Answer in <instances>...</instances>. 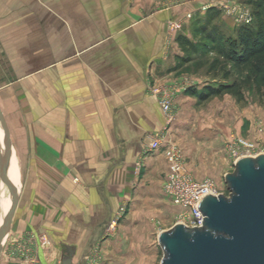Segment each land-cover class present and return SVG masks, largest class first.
<instances>
[{
	"label": "crops",
	"instance_id": "0c3cea01",
	"mask_svg": "<svg viewBox=\"0 0 264 264\" xmlns=\"http://www.w3.org/2000/svg\"><path fill=\"white\" fill-rule=\"evenodd\" d=\"M211 1L0 0V112L10 179L13 157L21 182L7 244L45 238L44 264H61L67 248L80 264L120 205L163 191L168 167L162 148L148 151L153 137L179 146L188 166L204 158L191 143L204 112L188 93L204 85L174 66L176 36L191 38L186 15ZM10 196L0 175V220Z\"/></svg>",
	"mask_w": 264,
	"mask_h": 264
},
{
	"label": "rangeland",
	"instance_id": "374dc122",
	"mask_svg": "<svg viewBox=\"0 0 264 264\" xmlns=\"http://www.w3.org/2000/svg\"><path fill=\"white\" fill-rule=\"evenodd\" d=\"M246 1L214 0V2L206 3L198 13L203 14L210 7L220 9L221 16L217 24L231 34L239 25L246 23H237L235 14L226 15L223 12V6H235L237 15L252 17V9ZM193 15L187 14L186 19L190 21ZM214 59L215 57L210 56L208 59L192 63L185 69V74L204 86L209 83L222 82L223 70L220 71L218 67L214 71H209ZM224 67L231 75L229 81L237 80L241 83L243 100L237 101L231 95H223L203 103L198 102L196 107L204 112V115L200 116L199 125L204 128L195 129L196 138L191 143L197 146L200 144L203 147L204 158L199 163L190 166L187 164L189 159H185V165L187 164L186 167L192 170L190 172L193 176L198 178L196 180L210 178L217 183L223 195L229 196L224 177L234 172V157L230 149L233 142L236 139L251 142L256 148L255 153L264 154V101L258 99L250 84L243 83L249 74L247 68L235 70L227 64H224ZM10 199L11 196L8 201ZM121 206L125 207V214L120 222L114 228L108 229L100 240L89 246L80 264H161L163 252L158 244V235L179 223L180 209L171 203L162 189L157 196L136 197L132 208L122 204L118 209ZM135 210H138L140 214H135ZM129 211L133 212L129 213ZM127 222H132L137 226L127 225L125 228L124 224ZM118 225L122 227L119 228ZM146 225L150 226L147 230ZM106 235L113 237L110 243H106L104 237ZM35 239L28 234L16 242H12L13 239H11L12 241L8 244L5 243L1 252L0 264H44L41 260V247L50 251L52 245L46 243L42 245L44 242L39 245ZM45 262L49 264L48 261Z\"/></svg>",
	"mask_w": 264,
	"mask_h": 264
},
{
	"label": "water",
	"instance_id": "95a60500",
	"mask_svg": "<svg viewBox=\"0 0 264 264\" xmlns=\"http://www.w3.org/2000/svg\"><path fill=\"white\" fill-rule=\"evenodd\" d=\"M0 175L11 195L8 212L0 224V254L9 235L20 190L10 179V146L0 112ZM224 181L229 196L206 195L198 208L200 227L177 223L158 235L161 264H264V154L242 157ZM74 250L67 248L61 264H73Z\"/></svg>",
	"mask_w": 264,
	"mask_h": 264
},
{
	"label": "trees",
	"instance_id": "16d2710c",
	"mask_svg": "<svg viewBox=\"0 0 264 264\" xmlns=\"http://www.w3.org/2000/svg\"><path fill=\"white\" fill-rule=\"evenodd\" d=\"M246 4L252 9L253 19L249 24L239 25L234 33L228 34L217 24L221 10L210 7L203 14L196 13L191 18V38L183 34L176 36V43L184 53L176 57L175 70L187 68L210 56L215 59L209 71L218 67L223 70L222 82L206 84L199 92L193 88L188 91L196 96L199 103L223 95L243 100L241 83L228 80L231 75L224 64L235 70L247 68L249 74L243 83L250 84L258 99L264 101V0H247Z\"/></svg>",
	"mask_w": 264,
	"mask_h": 264
},
{
	"label": "built area",
	"instance_id": "2783aa9c",
	"mask_svg": "<svg viewBox=\"0 0 264 264\" xmlns=\"http://www.w3.org/2000/svg\"><path fill=\"white\" fill-rule=\"evenodd\" d=\"M205 9V8H203ZM223 12L228 15H236L235 21L237 23H251L252 17L249 15H237L235 6H223ZM177 26V25H176ZM175 23L170 22L168 25V40L172 36V32L176 28ZM159 104L164 116L169 120L171 112V100L167 96H160ZM163 149L165 161L167 163L168 172L165 182L163 184L164 194L171 200V203L180 209L178 216L179 223L188 227L202 226L204 216L200 212L198 206L201 200L208 194L218 196L223 192L218 187L217 183L210 179L196 180L188 171L185 165V159L181 148L175 144L164 141V136L153 137L149 143L148 151L156 149ZM232 156L234 157V164L242 157H256L260 153H255V146L253 143L236 139L230 146ZM125 214V207L121 206L115 214L110 228L120 222L122 216ZM46 243V239L42 240Z\"/></svg>",
	"mask_w": 264,
	"mask_h": 264
},
{
	"label": "bare ground",
	"instance_id": "6f19581e",
	"mask_svg": "<svg viewBox=\"0 0 264 264\" xmlns=\"http://www.w3.org/2000/svg\"><path fill=\"white\" fill-rule=\"evenodd\" d=\"M0 144H2V133H1V131H0ZM13 162V166H14V168H15V171H16V180L15 179H13V183H14V185L17 187V189L18 190H20V188H19V180H18V173H17V170H18V168H17V165H16V163L14 162V159H13V157L11 158V163ZM11 204V203H10ZM10 206V205H9ZM9 206H8V208L6 209V212H5V214L2 216V218H1V220H0V224H1V222H2V220L4 219V217H5V215L7 214V212H8V209H9Z\"/></svg>",
	"mask_w": 264,
	"mask_h": 264
}]
</instances>
